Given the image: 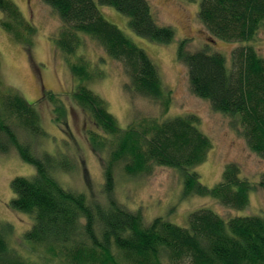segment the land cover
Segmentation results:
<instances>
[{"label": "trees", "instance_id": "1", "mask_svg": "<svg viewBox=\"0 0 264 264\" xmlns=\"http://www.w3.org/2000/svg\"><path fill=\"white\" fill-rule=\"evenodd\" d=\"M41 1L60 21L53 43L76 80L72 99L102 132L89 133L92 149L107 156L104 200L64 188L55 172L68 170L70 160L34 153L30 141L33 144L45 136L34 104L0 80V154L14 151L34 169L30 177L11 180L9 205L32 219L22 242L39 255V264H264L261 216L236 215L225 220L212 209L200 208L188 214L186 226L161 217L145 222L139 211L114 198L116 167L133 178L151 174L155 166L171 168L179 175L184 197H211L236 210L248 205L250 192L259 189L264 193V171L257 182H251L241 177L233 163L225 165L213 187L202 184L194 168L205 160L212 144L201 132L197 117L162 121L141 117L122 127L106 102L87 85L103 73L92 71L83 58L72 60L82 39L92 40L109 59L122 65L127 78L125 93L147 98L166 113L172 96L162 85L158 68L98 7H112L127 18L134 34L151 42H172V28L154 20L147 0ZM185 1L198 4L197 19L210 36L239 43L226 56L207 48L190 51L188 40H181L176 59L186 68L190 90L214 112L228 117L248 149L264 160V57L252 45L264 27V0ZM0 12V28L19 44L29 46L34 27L18 7L11 0H0ZM43 99L52 103L54 120L59 121L62 107L58 98L48 93ZM8 229L0 224V264H31L33 261L10 247Z\"/></svg>", "mask_w": 264, "mask_h": 264}, {"label": "rangeland", "instance_id": "2", "mask_svg": "<svg viewBox=\"0 0 264 264\" xmlns=\"http://www.w3.org/2000/svg\"><path fill=\"white\" fill-rule=\"evenodd\" d=\"M21 11L24 19L34 27L29 46L19 44L0 28V80L3 85L15 90L29 103H33L45 133L42 139L30 141L34 153H50L66 156L72 166L57 170L55 177L69 190L83 192L91 199H105L104 164L107 153L94 151L90 144V132L102 134L90 122L89 117L72 99L76 80L70 74L64 55L57 50L53 37L60 21L41 0H11ZM97 2V0H94ZM154 20L174 31L168 44L151 42L134 34L125 16L109 6H99L103 17L121 29L138 47L143 49L158 68L162 85L171 92V103L166 113L162 107L136 94L123 91L127 81L119 62L109 59L101 47L88 38L82 39L72 60L83 58L93 71L102 76L88 82L92 92L100 96L122 127L141 117L162 121L175 116L193 115L198 126L211 141L205 160L194 168L199 180L213 187L221 179L225 165L236 164L241 177L257 182L264 171V160L251 152L244 139L230 126V119L214 112L210 104L195 96L189 87L186 68L176 59V50L181 40H188L190 51L207 48L209 52L229 56L239 43L213 38L197 19L198 4L185 0H147ZM2 13L0 12V19ZM257 52L264 57V27L252 41ZM52 93L61 103L59 121L54 120L53 105L45 94ZM22 135V134H20ZM24 135H22L23 137ZM21 137V140H24ZM34 169L23 163L11 151L0 154V224L8 227L6 238L13 250L39 264V255L30 245L22 242V234L30 227L32 219L27 214L10 207L13 197L10 182L14 177H30ZM113 195L126 208L139 211L145 222L161 217L179 226L187 225L188 214L200 208H209L227 220L236 215H258L264 218V193L261 190L249 194L248 205L242 210L218 204L211 197L183 196L182 182L177 171L155 166L149 175L131 177L114 169ZM55 264V263H54Z\"/></svg>", "mask_w": 264, "mask_h": 264}]
</instances>
